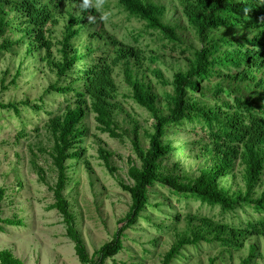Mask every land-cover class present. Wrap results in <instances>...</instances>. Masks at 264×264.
Masks as SVG:
<instances>
[{
    "label": "trees",
    "instance_id": "1",
    "mask_svg": "<svg viewBox=\"0 0 264 264\" xmlns=\"http://www.w3.org/2000/svg\"><path fill=\"white\" fill-rule=\"evenodd\" d=\"M118 4L130 17L144 21L153 34L157 32L174 48H181L184 66L179 67L172 81H167L159 68H152L160 55H149L144 49L119 41L99 26L102 15L91 0H0V37L7 30L13 35L2 41L0 51L22 44L27 56H39L57 77L45 94L74 93L76 98L46 124L51 145L41 152L50 157L54 183L48 181L47 170L33 152L31 166L39 182L52 191L54 202L49 208L63 217L81 264H92L94 260L78 229L66 188L72 167L68 162L82 156L78 145L83 142L84 121L90 113L95 115L98 127L112 137L128 134L136 155L128 171L130 183L121 182L131 196L129 212L118 221L113 239L95 253L96 264L116 257L124 249L126 230L139 218H148L143 213L151 204L150 195L156 185L178 196L219 206L223 213L245 206L264 213V0H118ZM170 9L174 11L172 21L165 19ZM62 22V38L56 42L54 30ZM84 30L90 38L87 53L76 43ZM92 39L103 42V48L94 47ZM102 49L106 51L94 62L79 68L86 57ZM118 70L132 99L153 118L150 128L143 127L118 100ZM147 71L172 87L166 91L164 104L153 83L146 80ZM63 78H70L69 84H60ZM7 88L2 79V90ZM0 107L20 113L18 103L0 102ZM34 108L40 109L37 105ZM121 114L126 115L130 129L123 131L118 119ZM185 123L209 131L198 175L183 171L179 162L165 164L175 150L167 138L170 129ZM100 156L113 172L111 152L101 147ZM185 220L186 229L176 233L161 264H173L187 247L202 243L218 244L222 256L248 247V257L242 264H252L260 254L257 241H264V216L238 226L193 214ZM0 223L16 225L13 219L3 220L1 216ZM218 260L212 257L209 264H217ZM0 264L24 263L11 249H4L0 250Z\"/></svg>",
    "mask_w": 264,
    "mask_h": 264
},
{
    "label": "rangeland",
    "instance_id": "2",
    "mask_svg": "<svg viewBox=\"0 0 264 264\" xmlns=\"http://www.w3.org/2000/svg\"><path fill=\"white\" fill-rule=\"evenodd\" d=\"M91 2L102 15V24L99 26L115 35L119 41L144 49L149 55L152 52L160 55L158 62L152 63V68H159L167 81H172L179 67L184 66L181 48H174L163 35L157 32L153 34L154 31L148 30L144 21L130 17L119 6L118 0ZM172 13L174 11L170 9L165 19L172 21ZM177 17H180L179 13ZM182 22L184 25L185 22ZM63 26L64 22L54 30L56 42L62 38ZM8 37L13 38L10 30L0 37V44ZM92 41L94 47L103 48V42L98 43L95 39ZM76 43L83 53H87L90 44L88 30H84ZM105 51L96 50L79 64V68L86 62H94L95 57ZM17 75L16 83L13 84L12 80ZM122 76L118 70V100L143 127L150 128L153 118L132 99L131 90ZM2 79L8 87L6 90H2ZM146 80L153 83L164 104L166 91H171L172 87L159 82L150 71H147ZM56 82V75L46 63L40 62L36 54L27 56L22 44L9 51H0V102L18 103L20 108L17 114L14 110L0 107V197L4 191L0 216L3 220L13 219L16 222V225L0 223L4 228L0 231V250L11 249L24 264H81L75 245L67 236L63 217L57 210L49 208L54 202L52 191L48 185L39 182L31 166L33 152L47 170L48 181L54 183L50 157L41 152V149H48L51 145L46 124L76 101L74 93L45 94L47 87ZM69 82L70 78H63L60 84L67 85ZM25 101L31 104L23 105ZM35 105L40 109L34 108ZM118 119L123 131L130 129L125 114H121ZM84 128L86 133L83 142L78 145L82 156L68 162L72 167L68 173L66 195L77 216V226L86 242L88 253L94 260L92 264H96L95 253L113 239L118 221L129 212L131 196L122 188L121 182L130 183L128 171L131 159L136 161V155L128 134L114 138L103 132L94 114L87 116ZM208 134L209 131L198 124L185 123L171 128L167 138L175 150L165 164L171 166L179 162L183 171L198 175L204 164L202 146L209 141ZM101 147L111 152L110 166L113 172L100 156ZM240 169L238 165L237 171ZM150 203L143 213L148 218H139L136 225L126 230L124 249L105 264H161L163 256L176 239V233L186 229L185 219L188 214L206 216L236 226L257 221L264 216V213L250 206L223 213L219 206L212 207L194 197L178 196L160 185L152 189ZM257 242L260 254L252 264H264V241ZM221 250L218 244L189 246L173 264H209L212 257L219 258L217 264H242V260L248 257V247L241 252L223 256Z\"/></svg>",
    "mask_w": 264,
    "mask_h": 264
}]
</instances>
